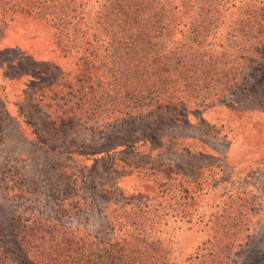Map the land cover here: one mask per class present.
I'll list each match as a JSON object with an SVG mask.
<instances>
[{
  "label": "trees",
  "instance_id": "trees-1",
  "mask_svg": "<svg viewBox=\"0 0 264 264\" xmlns=\"http://www.w3.org/2000/svg\"><path fill=\"white\" fill-rule=\"evenodd\" d=\"M188 1L187 19L178 0H0V12L4 22L23 14L54 28L58 54L73 63L69 70L56 64L60 96L52 100L61 109L51 123H83L88 131L141 118L149 109L210 107L242 87L244 70L255 60L251 41L264 27L262 7L254 13L248 8L262 1L248 0L245 16L237 17L228 10L242 7L239 0ZM220 23L230 31L217 36ZM207 25L212 32H205ZM263 44L258 42L261 52ZM147 170L156 197L141 193L110 201L106 236L51 214L18 211L14 240L0 226V264H175L163 234L170 221L203 220L198 202L210 179L185 173L181 164L158 162ZM221 196L205 220L207 237L186 264H237L234 256L249 241L238 264H264L262 239L250 240L257 197L234 185Z\"/></svg>",
  "mask_w": 264,
  "mask_h": 264
},
{
  "label": "rangeland",
  "instance_id": "rangeland-1",
  "mask_svg": "<svg viewBox=\"0 0 264 264\" xmlns=\"http://www.w3.org/2000/svg\"><path fill=\"white\" fill-rule=\"evenodd\" d=\"M239 1L242 7H232L230 16H245L248 0ZM260 1L248 9L254 13L261 6L264 25V0ZM178 2L187 19L189 1ZM2 17L0 12V226L10 239L14 240L12 223L20 210L51 214L106 236L109 202L138 198L141 193L156 197L158 188L147 169L167 162L210 179V184H202L201 191L207 193L198 202L205 210L203 220L170 221L163 234L171 243L175 264H186L201 246L208 233L204 224L208 214L232 185L257 197L250 240L261 238L264 246V52L258 45L264 42V27L261 37L251 41L256 45L255 60L244 70V84L221 102L205 108L149 109L141 118L86 131L89 125L83 123L58 128L51 123L61 109V103L52 100L60 96L56 64L69 70L73 63L58 54L54 28L23 14L7 22ZM204 30L212 32L208 25ZM229 31L220 23L216 35ZM94 149L96 154L88 156L70 154ZM250 248L249 241L234 256L235 263Z\"/></svg>",
  "mask_w": 264,
  "mask_h": 264
}]
</instances>
